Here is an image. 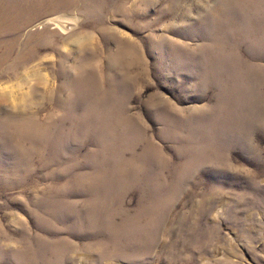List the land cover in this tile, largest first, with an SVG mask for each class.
Masks as SVG:
<instances>
[{
    "label": "rangeland",
    "instance_id": "1",
    "mask_svg": "<svg viewBox=\"0 0 264 264\" xmlns=\"http://www.w3.org/2000/svg\"><path fill=\"white\" fill-rule=\"evenodd\" d=\"M11 1L0 264H264V0Z\"/></svg>",
    "mask_w": 264,
    "mask_h": 264
},
{
    "label": "bare ground",
    "instance_id": "2",
    "mask_svg": "<svg viewBox=\"0 0 264 264\" xmlns=\"http://www.w3.org/2000/svg\"><path fill=\"white\" fill-rule=\"evenodd\" d=\"M70 6L71 5L65 6L64 8L70 7ZM15 8L16 7H15L14 3L11 0H2V1H0V25H2L5 22V20H6L7 16H8V12L9 11H14ZM64 19L65 18H63V16H57L55 18L47 19V20H45V22L52 23V24L56 25V24H59V23L61 24V23L65 22ZM6 58H7V55L3 59L5 60Z\"/></svg>",
    "mask_w": 264,
    "mask_h": 264
}]
</instances>
